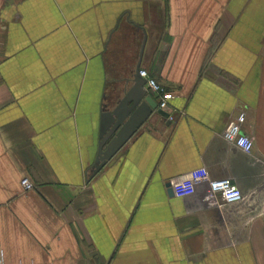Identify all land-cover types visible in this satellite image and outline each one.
Listing matches in <instances>:
<instances>
[{
    "label": "crops",
    "instance_id": "1",
    "mask_svg": "<svg viewBox=\"0 0 264 264\" xmlns=\"http://www.w3.org/2000/svg\"><path fill=\"white\" fill-rule=\"evenodd\" d=\"M140 26V69L170 95L169 123L149 118L91 176L102 114L133 85ZM240 116L249 153L222 138ZM198 168L243 199L189 190ZM0 254L264 264V0H0Z\"/></svg>",
    "mask_w": 264,
    "mask_h": 264
},
{
    "label": "water",
    "instance_id": "2",
    "mask_svg": "<svg viewBox=\"0 0 264 264\" xmlns=\"http://www.w3.org/2000/svg\"><path fill=\"white\" fill-rule=\"evenodd\" d=\"M140 28L143 31V41L132 79L133 85L124 93L117 105L102 114L91 176L97 174L149 118L159 116L169 123V113L157 107L156 100L145 89L146 79L139 76L147 42V31L143 26ZM168 193L172 195L171 190Z\"/></svg>",
    "mask_w": 264,
    "mask_h": 264
},
{
    "label": "built area",
    "instance_id": "3",
    "mask_svg": "<svg viewBox=\"0 0 264 264\" xmlns=\"http://www.w3.org/2000/svg\"><path fill=\"white\" fill-rule=\"evenodd\" d=\"M139 75L146 79V89L156 93L159 96V109L165 110L167 102L170 98L164 89L151 78L145 69H140ZM244 121V116H240L237 121L230 122L222 133V138L242 151L249 153L253 148V141L250 137L242 133L241 124ZM22 186L26 190L32 188V184L28 179L24 178L21 181ZM185 186L190 190L195 186L205 184L207 186L206 199L215 202L217 198L225 203H235L243 199L242 193L237 186H235L229 179L213 180L205 168H198L191 176L184 182ZM0 264L3 263L2 255L0 254ZM19 264H52L50 262H32Z\"/></svg>",
    "mask_w": 264,
    "mask_h": 264
}]
</instances>
